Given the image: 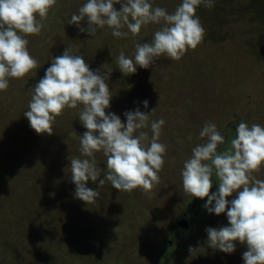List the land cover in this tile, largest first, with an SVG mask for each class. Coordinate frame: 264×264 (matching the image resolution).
I'll return each instance as SVG.
<instances>
[{
    "label": "rangeland",
    "instance_id": "rangeland-1",
    "mask_svg": "<svg viewBox=\"0 0 264 264\" xmlns=\"http://www.w3.org/2000/svg\"><path fill=\"white\" fill-rule=\"evenodd\" d=\"M149 2L173 13L182 0ZM84 3L57 0L40 34L25 37L38 68L9 78L7 90L0 91V264H244L246 245L235 242L230 254L208 247L205 229L227 226L226 212L210 214L203 207L207 198L186 194L181 171L192 149L206 142L199 135L206 123L225 137L218 152L230 147L238 123L264 126V0L199 6L205 35L195 49L178 61L162 55L148 69L137 67L127 76L118 69L119 53L134 58L135 45L151 41L161 25H144L135 36L124 27L128 36L119 38L105 26L89 36L67 23ZM65 48L82 55L91 70L108 73L112 99L106 112L126 122V111L155 108L149 127L141 129L149 137L151 122L165 121L159 138L166 145L164 165L151 191H119L110 182L98 187V181H89L99 197L87 204L75 198L69 160L85 158L79 137L86 131L79 121L82 105L56 117L52 135L31 129L23 115L31 89ZM94 155L103 178L106 157L102 151ZM253 175L264 180V165ZM212 179L210 194L218 188ZM234 198L235 193L227 199Z\"/></svg>",
    "mask_w": 264,
    "mask_h": 264
},
{
    "label": "clouds",
    "instance_id": "clouds-1",
    "mask_svg": "<svg viewBox=\"0 0 264 264\" xmlns=\"http://www.w3.org/2000/svg\"><path fill=\"white\" fill-rule=\"evenodd\" d=\"M56 3L57 0H0V91L7 90L9 78H23L38 68L25 37L40 34L42 21ZM213 3L214 0H182L173 13H168L165 8L153 7L149 0H86L67 23L89 36L108 26L118 38L128 36V32L121 31L124 27L135 36L144 25H161L151 41L135 45L134 58L123 51L119 53L118 69L127 76L134 74L137 67L148 69L162 55L178 61L189 48L195 49L205 35L196 10L201 5L211 8ZM81 22H86L87 27ZM70 53L71 49L65 48L62 55L52 58L44 76L32 87L28 109L23 112L31 129L37 134L52 135L56 117L66 108L82 105L79 121L86 131L79 137L80 153L85 158H68L75 198L87 204L99 197L98 191L87 186L89 181H98V187L107 181L119 191L130 192L138 187L151 191L159 183L158 173L164 165L166 145L159 138L165 121L161 118L151 122L149 137L141 129L149 127L155 108L150 112L139 108L126 111V122L106 112L112 99L106 82L108 73L91 70L82 55ZM143 107L148 108L147 100ZM199 135L207 140L195 146L183 164V191L192 198H207L204 209L217 216L226 212L228 220L227 226L205 229L208 247L230 254L235 251V242H239L247 247L242 254L244 264H264V180L253 175L264 165V126L238 123L235 138L222 152L217 149L225 143V137L214 123H206ZM101 151L107 167L103 178L94 155ZM213 176L218 188L210 194ZM234 193V199H227ZM193 250L189 248L190 253Z\"/></svg>",
    "mask_w": 264,
    "mask_h": 264
},
{
    "label": "trees",
    "instance_id": "trees-1",
    "mask_svg": "<svg viewBox=\"0 0 264 264\" xmlns=\"http://www.w3.org/2000/svg\"><path fill=\"white\" fill-rule=\"evenodd\" d=\"M205 215H206V211H204V212L202 213V217H200V219H202V221H204Z\"/></svg>",
    "mask_w": 264,
    "mask_h": 264
},
{
    "label": "flooded vegetation",
    "instance_id": "flooded-vegetation-1",
    "mask_svg": "<svg viewBox=\"0 0 264 264\" xmlns=\"http://www.w3.org/2000/svg\"><path fill=\"white\" fill-rule=\"evenodd\" d=\"M184 215H185V214H184ZM178 220H179V219H178ZM189 228H190V227H189V226H188V224H187V228H186V229H188V230H189Z\"/></svg>",
    "mask_w": 264,
    "mask_h": 264
},
{
    "label": "water",
    "instance_id": "water-1",
    "mask_svg": "<svg viewBox=\"0 0 264 264\" xmlns=\"http://www.w3.org/2000/svg\"><path fill=\"white\" fill-rule=\"evenodd\" d=\"M183 227H185V224L183 225Z\"/></svg>",
    "mask_w": 264,
    "mask_h": 264
}]
</instances>
